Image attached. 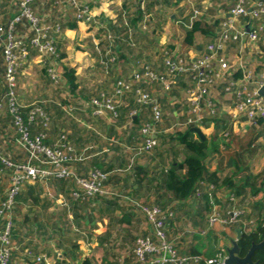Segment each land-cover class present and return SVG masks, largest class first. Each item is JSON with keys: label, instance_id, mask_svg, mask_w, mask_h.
I'll list each match as a JSON object with an SVG mask.
<instances>
[{"label": "crops", "instance_id": "1", "mask_svg": "<svg viewBox=\"0 0 264 264\" xmlns=\"http://www.w3.org/2000/svg\"><path fill=\"white\" fill-rule=\"evenodd\" d=\"M20 1L11 0L8 3L9 10L6 14L1 12L2 9L0 10L1 23L6 27L20 14H17V6L20 5ZM78 2L82 6H89L92 16L90 23L78 20V9L69 0H43L34 6V15L42 24H53L60 27L58 43L60 45L59 55L61 54L62 56L61 58L58 56L57 60L53 58V60L46 61L48 56H40L35 49L29 52L27 61L19 68L20 72L18 71L17 91L24 98V100L22 99L24 102H32V104L39 103V100L43 99L44 95H48L52 99H58V97L63 99L67 97L65 94L60 93V95H57L58 93H55L56 89L53 86L52 88L51 86L42 85L43 82H41L35 68H43L47 62L51 68H54L58 76L63 74L66 69L75 71L81 91L74 96L76 98H74L73 103L61 106L62 111H65L71 119L65 126H62L61 131L66 133L71 140H84L82 137L88 138L89 133L90 136H95L91 139L94 141L90 144L79 145L77 163L72 165L74 170L75 168L77 170L80 168L82 173L87 174L92 169V162L99 161L107 163L108 166L112 165L117 155L116 145L131 151V147H126L125 142H131L129 139L134 125L132 120L139 118L140 126H144L149 118L147 111L135 110L129 107V103L124 99V92L122 96L116 95L115 83L121 81L120 78L132 81L131 79H133L134 75L142 72L145 64L154 70L167 73V67L164 64L165 52L170 53L173 58L182 60L184 64L190 66L194 60L206 53L207 47L211 43L217 41V34L221 30L222 23L230 17L229 12L237 0H78ZM2 3L3 0H0V5ZM195 10L200 13L196 18H194ZM196 21L200 22V30L195 33L192 43H188L186 42L187 32ZM263 23V19L257 20L255 25L261 26ZM106 32L109 33L106 35ZM121 34H125L124 36L128 34L130 37L133 36V38L128 40ZM110 35L112 38L108 40L107 37ZM33 36L34 31L30 22L26 19H21L16 26V39L28 41ZM116 38L122 43L119 45L115 44L116 47H113ZM110 45H112V50L116 53L117 60L107 68L106 61L108 59L106 60L105 58L107 56V48ZM131 45L134 46L132 50L130 49ZM0 48L3 51L1 53L2 62L0 66V98H2L5 58L3 44L1 43ZM263 50L264 30L259 33L258 41L253 46L249 45L248 42L242 44L230 42L226 45L221 51V55L228 61L230 70L222 79H214L215 82L212 84L213 87L208 97V100L214 106L215 115L211 116L212 114H209L207 110L204 111V122L194 127L201 130L205 137L204 140L208 142V151L205 158L207 171L209 174H216L220 180L227 179L228 172H233L236 176L233 175L235 180L244 176L238 160L244 150L235 148L234 140H231V130L238 132V128L244 130L253 128L244 123H236L232 119L228 112H230V108L235 103L236 98L230 91H226V88L231 83H239L243 79V72L239 69L240 66H244L246 68L245 71L251 70L256 76L260 74L259 72H264ZM119 52H128L126 61L121 60L119 62ZM135 58L142 61L137 62ZM214 66L217 67V64ZM168 81L170 82L169 88L156 82L153 87L156 97H158L157 88H160V91H162L161 87L166 90L171 89V81L169 79ZM137 84L138 82L133 83L132 86ZM194 87L190 73H181L177 77L176 85L174 86L175 92L180 95L183 94L184 98H186L185 101L179 100V98L170 100L169 107L171 109L169 108L170 112L168 113L173 115L176 122L171 126L168 125L164 131L161 129V132L159 128L162 125V120L160 118L159 123L156 125L157 139L162 133L169 134L176 128H180L179 120L181 117L188 120L191 116L188 108L191 94L187 95V90L190 88L193 91ZM90 88H93L94 91H105L112 95L117 105V114L106 113L103 116L93 114L91 100L94 98L86 99L85 97L86 92ZM53 89L55 90L52 91ZM105 92L101 93L99 97L103 94L108 95ZM162 106L166 109L164 104ZM9 113V108H5L0 117V154L15 162H27L28 154L26 151L24 152L17 141L20 138L13 124V118ZM129 113L132 117L128 115ZM120 114L123 115L122 119H120ZM223 119H229L225 122H229V124H223ZM73 124L76 127L79 126L78 128L81 131L85 130L87 133L84 131L85 133L77 134L72 129ZM223 126H227L228 129L225 130ZM219 131L222 133L220 136L223 135L222 138H219L216 133ZM196 135L198 136L197 133ZM51 138L53 139L54 137ZM135 140H137L136 142L134 141L135 146H138L140 144L139 136ZM253 141L251 140L250 144ZM260 141L264 142V140H256V144H259ZM166 160L165 170H168L169 162L172 159L166 158ZM178 160H181V158ZM158 161V158L148 161L144 156L137 158L135 162L137 166L145 168L149 174L157 175L159 171L155 169V166H161ZM235 163H237V169H235ZM129 168L119 173V175L121 174L119 176L121 182L118 180L105 182V187L118 194V196L100 198L93 201L90 206L93 211L89 213V220H78V224H76L72 215H68L73 226L71 232L80 234L77 240L79 247L76 251L80 258L69 261V263L81 264V259L90 257L93 264H110L111 262L136 264L133 253L135 241L140 236L150 234L151 227L146 217L135 209L132 201L143 202L144 205L148 206L158 202V200L163 205L165 203L162 200L163 198L160 197L161 190L156 191L157 182L152 185L143 181L138 185L139 180L143 176L140 178L134 171L128 170ZM239 171L240 174H238ZM124 178H127V180ZM10 182L9 176L6 178L3 176L2 181H0V204L6 199ZM204 183L214 187L216 203L221 209L225 207L223 202L227 200L233 205L232 210H236L235 207H238L237 210L246 213L244 214L246 215L245 220L241 221L244 225H248L258 214L252 208L254 203L261 202L264 208V192H261L253 199L251 198L248 201L249 203L238 206L237 203H239L240 199L231 195L227 188H217L212 183L202 181L198 188H201L203 192L207 191L205 186H203ZM125 185H128V187H125ZM45 186L43 197L45 193L51 198L56 197V194H52L49 191V187ZM140 186H144L143 191ZM47 187L49 192L46 190ZM137 190H139L138 194H140L135 196L134 193ZM158 198H161V200ZM50 201L52 204L48 208V212L54 215L55 223L61 226L62 220L60 221L58 215L64 210L66 199L63 195H59L55 200ZM166 206V210L175 212V219L167 225V233L169 240L173 242L180 255H192L194 251H197L196 253L211 258L218 250L226 248L227 241L232 245L233 240L230 237L234 233L237 232L238 234L240 232L238 230L239 226L232 229H228L227 226H219L208 231L207 235L202 236L199 232L209 228L207 216L210 204L206 198H197L193 195L184 201L170 200ZM39 210L40 208L32 206L31 202L15 204L11 214L14 227L16 222L32 220ZM221 213L225 217L222 210ZM136 221H140V226ZM241 222L239 221V223ZM27 224L23 231L25 233L24 236H26V230L36 231L31 222ZM61 229L63 230L65 227L61 226ZM85 234H89L87 238L84 237ZM131 235L134 236V241L129 238ZM42 238L48 239V235ZM40 239L41 237L37 236H34L33 240L31 238L32 242L37 246H40ZM53 240L48 239V241ZM12 242L15 247L13 264H32L29 260L28 262L25 261L26 258L28 259L27 255L30 254L29 250L25 248L20 251L18 247L21 248L22 246L17 244L15 240ZM53 244L54 251L50 257L42 253L36 257L34 256V259L31 258L30 261H38L37 259L42 257L44 260L41 261L42 263L56 264L55 255L59 254L62 257L63 251L55 248ZM115 256H119L121 259H114Z\"/></svg>", "mask_w": 264, "mask_h": 264}, {"label": "trees", "instance_id": "2", "mask_svg": "<svg viewBox=\"0 0 264 264\" xmlns=\"http://www.w3.org/2000/svg\"><path fill=\"white\" fill-rule=\"evenodd\" d=\"M11 0H3L2 5H0V10L2 13L6 14L8 12V3ZM43 0H37L35 3L30 5L31 11L34 14V6L38 4L39 2H42ZM70 1V0H69ZM71 2V1H70ZM21 5V1H20ZM17 6V14L20 13L21 7ZM76 9V8H75ZM77 11V10H76ZM0 12V13H1ZM35 16V15H34ZM53 25V24H52ZM200 30V22L196 21L193 23L191 28L187 32V40L186 42L192 43L193 37L196 32ZM109 32H106L107 35ZM111 36V35H110ZM117 36V35H116ZM112 37V36H111ZM125 39L128 38L132 39L133 36L130 37V35L126 34L124 37ZM109 40V39H108ZM29 41V40H28ZM27 41V42H28ZM122 43L116 38V41L113 43V47H116V45H119ZM239 44V43H238ZM60 47V45H58ZM131 50L134 48V46H130ZM60 50V49H59ZM33 51V49H29V52ZM264 51V50H263ZM20 52V51H19ZM60 52V51H59ZM170 52V51H169ZM21 53V52H20ZM172 53V52H171ZM128 55V52L118 53L119 62L121 60L126 61V57ZM168 55H171L170 53ZM48 60H53V56L47 55ZM61 54L59 57L61 58ZM29 57V55H28ZM56 59V58H54ZM58 59V58H57ZM56 59V60H57ZM106 60L109 59L107 56L105 58ZM137 62H141L142 60H137ZM142 66V65H141ZM165 67V66H164ZM51 67L49 66V63L46 62V66L43 68H35L37 75L40 77L41 82L45 83L46 86H53L55 89V93H58L57 95H60V93L65 94L67 97L59 98L58 99H52L49 98L48 95H44L43 99L39 100V103L32 104V102H24V98L22 95L18 93V89L15 90V96L19 104L18 114L22 117L24 120V127L26 131L29 133V138L32 141H36L35 139H41V144L51 150H54L55 147L60 148L63 155L66 157V164L72 168V165L77 163V154H78V147L79 145H86L87 143H91L94 140L95 136L91 135L89 133V137L85 138L82 137L84 140H71V138L61 131L62 126H65L66 123H68L71 119L68 116V114L65 111H62L61 106L69 105L74 102V97L80 90V84L78 82L77 76L75 75V71L73 69H66L63 74H59L56 81L52 80L51 75L49 73V69ZM109 68V65H108ZM166 70V68H165ZM164 70V71H165ZM107 72V70L105 69ZM20 72V70H19ZM149 72H152L156 75H162L164 77H167L171 81V89L166 90L164 87H161L162 91H160V88H157L158 90V97L153 92V87L156 85L155 80H151L149 77ZM166 72V71H165ZM260 74H263L264 72H259ZM142 79L138 82L136 86H131L130 89H127L124 91V99L129 103V107H132L135 110H145L147 111L149 118L146 121L144 125L152 124L155 121L156 113H160V118L162 120V125L159 128L160 131H164V129L168 125H172L176 121H174L173 115L169 114L170 107L169 103L171 99L179 98V100L185 101V98L177 94L175 92L176 89H174V86L176 85V79L179 75L172 76L168 71L167 73H163L162 71H157L152 69L148 65H143V70L140 73ZM122 82L131 83L132 81H135V75L132 81L129 79L120 78ZM219 80V79H217ZM18 82V79H17ZM118 82V81H117ZM117 82L115 83L114 88L117 89ZM137 81L133 82L136 83ZM215 82V80H214ZM52 87V88H53ZM2 88H3V95L1 100H3V96L6 94L7 87L5 78L2 81ZM60 91V92H59ZM195 90H190V88L187 90V95L192 94ZM105 92V91H103ZM100 90L94 91L93 88L88 89L85 94L86 99L90 98H98L101 93ZM164 92V93H162ZM107 96H112L109 93ZM140 93L146 94L150 99L148 100V103H142L140 102ZM113 94V93H112ZM72 96V97H71ZM183 97V98H181ZM23 99V100H22ZM3 109L9 108L6 100H3ZM162 104L165 105L166 109L162 106ZM187 107V106H186ZM191 102H188V108L190 109ZM157 108V109H155ZM170 108V109H169ZM39 110V111H38ZM166 111V112H165ZM188 111V110H187ZM10 112V111H9ZM35 112L34 119L30 120L31 114ZM10 116L13 118L14 116L9 113ZM130 115V113L128 114ZM131 116V115H130ZM1 117V116H0ZM123 115L120 114V119H122ZM132 117V116H131ZM190 118V117H189ZM188 118V120H189ZM130 119V118H129ZM187 118L181 117L179 120L180 128H176L172 133L169 134H161L159 138L157 139L158 144L155 146L151 151L144 152L143 154L140 153V146L144 144L145 137L142 134V128L143 126H140L139 118L133 119V127H132V134L130 136L131 142L128 141L125 142L126 147H131V151L127 150L126 148H121L122 146L116 145V156L115 161L112 165H109L107 163L103 162H92L91 167L92 169L86 174L82 173L80 168H75V170L70 168L76 175H78L81 178H89L90 172L97 170L103 174L108 175V181H116L118 180L121 182V173L123 170L129 168L128 170L134 171L136 175H138L141 179L138 182V185H140L143 181L145 183L154 184L157 182V188L156 191L161 190V196L163 199L164 205L159 202H156L154 204H150L149 206H158L162 210H166L167 202L170 200H188L193 195H195L196 190L200 186V182L207 181L209 183H212L215 187L221 188L225 187L227 188L228 192L231 195H234L240 199L238 206L240 204L249 203L248 201L251 198L257 197L261 192H264V182L260 184L261 181H264V175L258 174V175H247L243 176L242 178H238V180H235L234 178H227L225 180H220L216 174H209L207 171V167L205 165V158L207 156L208 151V142L207 140H202L199 136L196 135V133L193 131V128L195 125L188 124ZM229 119H223V124L228 121ZM241 121L246 122L245 118H242ZM123 122V120H122ZM13 124L18 132L19 138L20 133L17 128V126L14 123ZM228 123H225V125H228ZM78 126V125H77ZM79 127V126H78ZM78 127H76L74 124L72 125V129L76 131L77 134L85 133L84 131H81ZM223 128L226 130L228 129L227 126H223ZM254 130H262L264 133V119L259 118L256 120V127H253ZM161 131V132H162ZM87 133V132H86ZM139 136V142L140 144L138 146H135V138ZM51 137H54L53 139ZM63 137V140H61ZM223 140H225L223 138ZM229 140V139H228ZM18 141V140H17ZM124 141V140H123ZM135 141V142H134ZM136 147V148H135ZM148 161H152V159H159L158 164L155 166V169L159 171V174L157 175H151L149 172L145 170V168L141 166L136 165V159L140 157H144ZM162 156V157H160ZM7 158L0 154V181H2L3 176L6 178L9 176L10 173L7 172L6 165L3 163L1 158ZM166 158L172 159L169 162V169H166ZM181 158V160H178ZM10 159V158H9ZM18 164H25L26 162H16ZM33 164L39 169H52L53 167L51 165L44 166L40 162H33ZM129 165V167H128ZM235 169H237V163H235ZM156 174V173H155ZM125 179V178H124ZM127 180V178L125 179ZM47 185L49 187V191L54 195L56 194V197L59 195H63L66 199V204L64 210L59 213L58 217L60 221L62 220L61 226L65 229H61V226L57 223H55V217L54 215L50 214L48 212V208L51 206L52 202L50 200H55L54 198L49 197L47 193H45V196L43 197V194L45 192L44 186ZM47 187V192L48 191ZM125 187H128V185H125ZM142 187V191L144 190V186ZM146 188V187H145ZM75 189V182L73 180H56L54 178H51L47 183H43L42 181L38 180L35 184L29 185L27 184L25 189L21 191L19 194L16 205L18 204H25L28 202H31L32 206H37L40 208V210L35 214L34 218L32 220L23 221V222H16L14 230L12 232V241L15 240L17 244H20L22 247L20 251L27 248L29 250L30 254L27 255L28 259L26 258L25 261L31 262L32 264H44L41 261H30V259H34V256L36 257L38 254L44 253L47 257H50L53 254L54 248L52 246V243H54V247L57 249H61L63 251L62 257H60L59 254L55 255L54 259L56 260V264H71L69 261H74L79 257V255L76 253L78 250V238L80 237V234L71 232L72 223L70 219L68 218V215H72L73 220L78 224L79 221H85L89 220L90 218V211H93V208L90 209V206L92 205V202L97 200L98 198H81L76 199L72 196V192ZM216 189V188H215ZM138 191H136L135 196H138L141 193L138 194ZM200 197L206 198L205 192H202L200 194ZM103 199V198H101ZM161 200V198H158ZM165 199V200H164ZM144 205L143 202H139ZM225 204V207L220 210L223 211L225 214V217L227 219H230V211H232L233 205L229 203L227 200L223 202ZM145 206H148L145 204ZM166 207V208H165ZM14 208V207H13ZM238 207H235L237 210ZM252 208L258 213L256 215V218H254L251 222H249L248 225H244L241 221L245 220L246 213H244L238 221H236L233 224H230L227 226L228 229H232L234 227H238L240 229V239L238 241V244L241 248L240 250V256L244 257L249 248L251 242L259 243L264 239V208L263 204L260 203H254L252 205ZM31 210V209H30ZM239 221L241 223H239ZM31 222V225L36 228V231L34 230H26V236H24V228L27 227V223ZM139 224L140 221H136ZM135 225V224H134ZM60 226V227H59ZM140 226V224H139ZM59 228V229H57ZM247 228H251L250 232H245ZM57 229V230H55ZM72 233V234H71ZM90 234V233H89ZM88 234V235H89ZM48 235V239L42 238L43 236ZM87 234H85V238L88 237ZM41 237L40 246H37L32 242L33 237ZM134 236H129V238H132V241H134ZM29 238L28 240H26ZM32 238V240H31ZM139 238V237H138ZM138 238L135 241L134 247L136 246V242ZM18 251V250H17ZM197 251H194V255H199L196 253ZM14 255L12 257V264L14 262ZM214 257V256H212ZM80 258V257H79ZM119 258V256H115L114 259ZM210 258V257H209ZM121 259V258H119ZM253 260L258 261L259 264H264V249L263 250H257L253 254ZM81 264H93L92 259L90 257H86L81 259ZM110 264H117L110 263Z\"/></svg>", "mask_w": 264, "mask_h": 264}, {"label": "built area", "instance_id": "3", "mask_svg": "<svg viewBox=\"0 0 264 264\" xmlns=\"http://www.w3.org/2000/svg\"><path fill=\"white\" fill-rule=\"evenodd\" d=\"M37 0H21V11L9 26H5L0 20V43L3 44L5 58V82L7 91L3 96L6 100L10 113L14 116V123L17 126L20 139L18 140L21 148L28 153V161L24 164H18L9 158H1L6 165L7 172L10 173V187L6 199L0 204V264H12V257L15 247L12 242V232L14 228L12 209L16 204L17 198L27 184H35L40 180L47 183L51 178L56 180H73L75 189L72 196L76 199L81 198H112L118 196L112 190L105 187L108 181V175L97 170L93 171L89 178H81L70 169L66 164V157L60 148L54 150L48 149L41 144V139L32 141L29 133L24 127V120L18 114L19 104L15 96V90L18 86L17 77L21 65L27 61L29 49H35L40 56L51 55L53 58L59 56L58 37L60 27L58 25H44L34 16L30 5ZM78 9V20L86 23L92 21L89 6H82L78 0H70ZM200 13L195 10L194 18ZM230 17L222 23L221 30L217 34V41L207 47L203 56L194 60L190 66L184 64L182 60H177L165 52L164 64L167 71L176 76L181 73H190L194 84V92L191 94V116L188 124L195 126L202 124L205 120L204 111H208L214 116L215 110L213 104L208 100L212 89L214 79H222L230 70V65L221 51L230 42L242 44L248 42L253 46L257 43L259 33L264 30V23L261 26L255 25L257 20H264V0H237L229 12ZM21 19L30 22L34 36L27 41H19L15 37L17 24ZM243 20V23H242ZM248 28V30H246ZM111 39V36L107 37ZM21 53H20V52ZM106 55L109 58L106 61L108 68L117 60L116 53L112 50V45L107 48ZM217 64V67L214 65ZM243 72V79L239 83H231L226 91H230L236 98L235 103L228 112L236 123H244L251 127H256V120L264 119V96L260 91L264 90V73L256 76L251 70L245 71L244 66L239 68ZM52 80L56 81L58 75L54 68L49 69ZM151 80L166 85L169 88L170 82L162 75H156L149 72ZM140 74L135 75V81H141ZM134 81V82H135ZM133 83L119 81L117 83L116 95L122 96L123 92ZM150 98L140 93V102L148 103ZM0 102V116L2 114L4 101ZM93 114L103 116L106 113L117 114V105L112 96L103 94L101 97L91 100ZM157 109V108H155ZM39 111V110H38ZM35 112L31 114L30 120L34 119ZM242 118L246 122L241 121ZM160 113H156L155 121L152 124L144 125L142 134L145 142L140 146V153L149 152L158 141L156 138V125L159 123ZM63 140V137L62 139ZM40 162L44 166L51 165L53 168L39 169L33 162ZM205 184V183H204ZM207 189L206 199L210 204L208 209V229L199 232L202 236L207 235L208 231L216 227H226L235 223L244 214L241 210H232L230 219L223 217L219 205L216 203L214 187L205 184ZM203 191L197 189L195 196L201 198ZM136 210H139L147 219L151 233L140 236L134 248V258L136 264H225L228 258V249L221 248L214 257H204L202 255H180L177 248L168 238L167 225L175 219V212L162 210L158 206H145L139 202L132 201ZM44 261L42 257L37 259Z\"/></svg>", "mask_w": 264, "mask_h": 264}, {"label": "rangeland", "instance_id": "4", "mask_svg": "<svg viewBox=\"0 0 264 264\" xmlns=\"http://www.w3.org/2000/svg\"><path fill=\"white\" fill-rule=\"evenodd\" d=\"M191 3H193V2H191ZM124 35L125 34H123V35L121 34V36L125 37ZM2 52H3L2 48H0V66H1V62H2V57H1ZM42 85H45V83H42ZM182 96H183V94H182ZM216 133H217L219 138L220 137L222 138L223 135L220 136L222 134L221 131L216 132ZM231 140H234L235 148H237V149L240 148V150H244L243 151L244 153L241 154V156L238 159L239 165L241 167L240 169H241L242 173H244V176H247L248 174L249 175H252V174L258 175L260 173L264 175V142L260 141L259 144H256V140H264V133L262 132V130H259V129L254 130L253 128H250L247 130L238 128V132H234L231 130ZM251 140H254L252 144H250ZM238 174H240V171L238 172ZM227 176H228L227 178L234 177L233 172H228ZM237 180H238V178H237ZM262 182H264V181H261L260 184ZM238 230L240 231V229H238ZM244 231L250 232L251 228H247L246 230L244 229ZM237 238H238L237 232L234 233L230 237V239H232L233 241L237 240ZM207 242H209V241H207ZM219 243H220V241H219ZM259 243H257V244H259ZM231 247H232L231 243H229L227 241L226 249H229Z\"/></svg>", "mask_w": 264, "mask_h": 264}, {"label": "water", "instance_id": "5", "mask_svg": "<svg viewBox=\"0 0 264 264\" xmlns=\"http://www.w3.org/2000/svg\"><path fill=\"white\" fill-rule=\"evenodd\" d=\"M260 95L264 96V90L260 91ZM193 131L196 132L202 140L205 139L203 133L201 132L199 128H194ZM238 234L239 235H238L237 240L232 241V247L228 249V258L226 259L225 264H241L247 261L248 262L251 261V264H259L258 261H255V262L252 261V256L256 252V250H259L264 246V240L260 242L259 244L254 245L246 257L241 258L239 255L241 248L238 244L241 234L240 232Z\"/></svg>", "mask_w": 264, "mask_h": 264}, {"label": "flooded vegetation", "instance_id": "6", "mask_svg": "<svg viewBox=\"0 0 264 264\" xmlns=\"http://www.w3.org/2000/svg\"><path fill=\"white\" fill-rule=\"evenodd\" d=\"M264 240V239H263ZM262 240V241H263ZM254 245H257V243H255V242H251V244H250V248H249V250H248V252H247V254L249 253V251L252 249V247L254 246ZM232 246V245H231ZM264 249V246L261 248V249H259V250H263ZM257 251V250H256ZM247 254L244 256V257H246L247 256ZM240 255V254H239ZM241 258H244V257H242V256H240ZM252 261L253 262H255L254 260H253V256H252ZM241 264H251V261H247V262H245V263H241Z\"/></svg>", "mask_w": 264, "mask_h": 264}]
</instances>
